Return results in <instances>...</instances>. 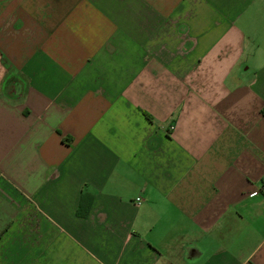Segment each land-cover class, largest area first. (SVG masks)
<instances>
[{
  "label": "crops",
  "instance_id": "0c3cea01",
  "mask_svg": "<svg viewBox=\"0 0 264 264\" xmlns=\"http://www.w3.org/2000/svg\"><path fill=\"white\" fill-rule=\"evenodd\" d=\"M0 264H264V0H0Z\"/></svg>",
  "mask_w": 264,
  "mask_h": 264
},
{
  "label": "built area",
  "instance_id": "2783aa9c",
  "mask_svg": "<svg viewBox=\"0 0 264 264\" xmlns=\"http://www.w3.org/2000/svg\"><path fill=\"white\" fill-rule=\"evenodd\" d=\"M142 201V199L141 198H138L137 199V202H139V204H140V202Z\"/></svg>",
  "mask_w": 264,
  "mask_h": 264
}]
</instances>
